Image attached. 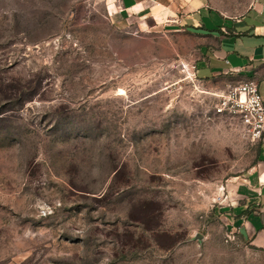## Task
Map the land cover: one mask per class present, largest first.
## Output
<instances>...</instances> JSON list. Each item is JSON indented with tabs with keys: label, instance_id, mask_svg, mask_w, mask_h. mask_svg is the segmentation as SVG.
<instances>
[{
	"label": "rangeland",
	"instance_id": "rangeland-1",
	"mask_svg": "<svg viewBox=\"0 0 264 264\" xmlns=\"http://www.w3.org/2000/svg\"><path fill=\"white\" fill-rule=\"evenodd\" d=\"M109 1L0 0V264H264L226 225L258 149L226 82Z\"/></svg>",
	"mask_w": 264,
	"mask_h": 264
},
{
	"label": "crops",
	"instance_id": "crops-1",
	"mask_svg": "<svg viewBox=\"0 0 264 264\" xmlns=\"http://www.w3.org/2000/svg\"><path fill=\"white\" fill-rule=\"evenodd\" d=\"M116 14L168 32L198 37L195 71L206 80L226 84L255 79L264 99V0H250L236 15L225 14L208 0H110ZM233 187L226 225L264 247V131L258 138L256 163Z\"/></svg>",
	"mask_w": 264,
	"mask_h": 264
},
{
	"label": "built area",
	"instance_id": "built-area-1",
	"mask_svg": "<svg viewBox=\"0 0 264 264\" xmlns=\"http://www.w3.org/2000/svg\"><path fill=\"white\" fill-rule=\"evenodd\" d=\"M222 104H231L254 138L264 131V99L255 79L227 84Z\"/></svg>",
	"mask_w": 264,
	"mask_h": 264
}]
</instances>
